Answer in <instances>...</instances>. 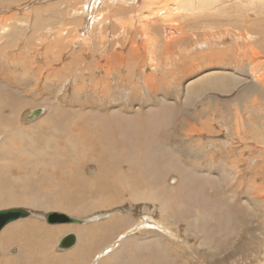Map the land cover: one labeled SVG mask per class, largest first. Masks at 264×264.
Instances as JSON below:
<instances>
[{
    "label": "rangeland",
    "instance_id": "rangeland-1",
    "mask_svg": "<svg viewBox=\"0 0 264 264\" xmlns=\"http://www.w3.org/2000/svg\"><path fill=\"white\" fill-rule=\"evenodd\" d=\"M0 1V46H9L12 42V37H3L11 26L17 33L14 51L0 53V113L8 103L24 101L18 124L30 130V124L35 123L38 137L49 127V123L42 120L48 111L46 104L58 106L57 121L52 130L59 140H52L45 146L67 155L65 162L53 161L48 154L38 155L33 147L31 152L36 156L32 155V159L36 167H31L32 173L9 169L5 175L0 174L5 183L3 189L12 193L14 198L35 197L51 204L47 209L17 203L9 207L0 206V209L22 207L37 214L9 223L0 235L15 223H21L19 236L28 231L49 234L47 264H264V17L260 19L264 6L254 5L253 11L249 9L252 12L248 13L244 0H214L216 11L211 10L214 14L182 24L179 22L177 27H183L175 31L178 39L168 46L165 30L166 26L173 25L156 24L158 49L155 58L159 62L149 65V54L142 46L137 29L144 20L148 24L149 19L156 16L155 6L149 0H95L98 3L93 11L86 4L90 0H77L78 3L76 0ZM122 3L125 6L122 7ZM172 8L171 13L180 12L176 5ZM36 9L44 18L40 28L34 26ZM91 13L94 15L92 19ZM160 13L162 17L165 14ZM235 13L243 18L250 14L255 22L245 27L232 20ZM75 18L85 23L80 29ZM94 18L101 25L100 29L94 26L92 33L108 32L103 41L107 44L116 39L115 35L120 30L114 33L112 27L121 24L122 20L133 24H124L130 31L123 37L138 35L137 42L134 40L136 45L114 46L123 55L127 49L133 48L135 56L133 66L120 67L114 77H108L110 90L103 86L95 88L90 78L96 71L90 68L96 57L91 39L82 44L81 56L85 57L87 65L79 60L76 65L79 71H73L71 66L70 69L64 68L63 63L51 65L52 68L45 62L40 45L26 46L28 41L24 36H29L31 28H38L36 31L43 39L42 47L52 43L49 48L51 55L57 54L62 61H68L76 45H69L67 41L64 49L55 45L57 40L70 39L79 31L86 33L88 22ZM88 27L92 31L93 26ZM225 28L232 30L231 36L227 33L229 41L205 44L204 39L214 37L212 34L225 36ZM247 30L261 46L259 51L262 53L251 61L241 57L238 62L232 61L233 66L229 67V59L234 56L225 58L224 53L220 55L215 51L219 46L240 48L242 43L238 46L239 40L233 37L239 32L246 34ZM51 34L52 37L48 38ZM119 39L121 37L115 41ZM207 52H210V57L204 56ZM200 54L204 57H198ZM72 55L75 57L76 53ZM104 57L98 60L97 67L107 62ZM253 59L262 61L260 70L253 69L256 75L251 72ZM38 66L44 70L41 75L52 73L55 67L60 66L55 73L59 78L65 75L64 80L55 78L47 84L45 79L15 77L25 69L37 70ZM235 66L243 68V71H235ZM207 69L219 72L208 76ZM100 71L97 69L96 76L109 74ZM129 73H133L132 82L123 78ZM148 73L157 76L158 91L146 86L144 74ZM67 74H70L69 78ZM240 74L245 79L242 82L235 79ZM18 89L21 93L17 92ZM38 107H44L45 112L30 116L28 112ZM8 114H1L0 122L1 119L6 122ZM2 123L0 128L5 124ZM68 131L74 132L71 133L78 139L77 143L66 139ZM19 142L23 144V139ZM44 156L50 157L45 164L41 161ZM71 158H74L72 163ZM21 160L27 161L24 156ZM61 168L65 170L61 171ZM10 170L21 174V177L26 174L20 192L10 189L16 185L8 179L13 174ZM33 178L37 180L35 184ZM144 192L152 193L154 199L142 196ZM137 193L140 194L137 196ZM61 211L90 220L82 224H50L42 217L49 212ZM29 220L35 223L34 227L24 225ZM143 221L150 224L142 227ZM161 225L166 229L158 227ZM149 227L164 232L146 230ZM68 233L78 235L77 243L70 248L59 249L60 238ZM152 237L160 240H151ZM35 250L40 251L41 246ZM7 254L6 257L18 256L11 264H27L24 261L28 255L19 250L17 243ZM35 256L31 264H42ZM3 257L5 255L0 254V259Z\"/></svg>",
    "mask_w": 264,
    "mask_h": 264
},
{
    "label": "bare ground",
    "instance_id": "bare-ground-1",
    "mask_svg": "<svg viewBox=\"0 0 264 264\" xmlns=\"http://www.w3.org/2000/svg\"><path fill=\"white\" fill-rule=\"evenodd\" d=\"M12 0H8V2H11ZM22 1V0H21ZM87 1V0H86ZM97 1V0H96ZM125 0H120V2H124ZM141 1V0H140ZM238 1V0H236ZM1 2V1H0ZM4 2V1H2ZM37 2V1H36ZM60 2V0H59ZM64 2V1H63ZM67 2V1H66ZM69 2V1H68ZM77 2V0H76ZM106 2V1H104ZM112 2V1H111ZM126 2V1H125ZM148 2H150V4H153L154 9L156 11H154L156 13V16H154L153 19H149L150 23L146 24V20H144L143 24H140L138 25L137 29L140 31V37L142 39V46L145 47V50L148 52L149 56H148V60L150 64H155L157 62H159L155 56H157V45H158V37H157V34L155 32V25L156 24H162V23H170L173 25V27H168L166 26V30L167 31V39H166V43H167V46L169 45V43L171 42H174L176 39H178V36H177V32L175 31H178L177 29L178 28H182L183 26L181 27H177V24L180 22V24H182V22L186 23L188 22L189 20L191 19H197V18H201L203 17L204 15H208L210 16L211 13V10L213 11H216V7L213 6V2L214 0H149ZM243 2H245V4H247V6H245V8L247 9V12L250 13L252 12L253 10L251 9L254 5H261V6H264V0H244ZM242 2V4H243ZM16 3V2H15ZM53 3V2H52ZM58 3V2H57ZM65 3V2H64ZM71 3V2H70ZM78 3V2H77ZM98 3V2H96ZM95 3V0L92 2V0L86 2V4L88 5L89 9H91L92 11L94 10L95 6H97V4ZM62 4V3H61ZM73 4V2L71 3V5ZM112 4V3H111ZM241 4V5H242ZM49 5H50V2H49ZM65 5V4H64ZM68 5V4H67ZM70 5V6H71ZM120 5V4H119ZM172 5H176L178 7V9H180V12L179 13H171L173 8H172ZM107 6V5H106ZM112 6V5H111ZM125 6L124 3H122V7ZM133 6V5H132ZM151 6V5H149ZM258 6V5H257ZM41 7V6H40ZM49 7V6H48ZM69 7V5H68ZM82 7V6H81ZM117 6H115L116 8ZM66 8V7H65ZM70 8V7H69ZM68 8V9H69ZM153 8V7H152ZM85 9V8H84ZM87 9V10H89ZM249 9H251L252 11H250ZM257 9H260V8H257ZM262 9V8H261ZM43 10V9H41ZM152 10V9H151ZM150 10V12H151ZM29 11V10H28ZM40 11V8L39 10ZM37 11H34L35 14H36V19L34 21V26L40 28L41 27V24L44 20V18L42 19L41 15L39 12ZM78 11V10H77ZM153 11V10H152ZM64 12V11H63ZM86 12V11H85ZM89 12V11H87ZM160 12H165L164 16L162 17L161 16V13ZM42 13V12H41ZM74 13V12H73ZM80 13V12H79ZM90 13V12H89ZM102 12H100L101 14ZM61 14V13H60ZM67 14V13H66ZM65 14V16H66ZM78 14V13H77ZM104 14V13H103ZM114 14V13H113ZM144 14V13H143ZM214 14V12H213ZM212 14V15H213ZM260 14V13H259ZM264 12L262 13L261 12V15H260V19H262L261 17H264ZM7 15V14H6ZM11 15H14L13 13H11ZM19 15V14H18ZM76 15V13H75ZM79 15V14H78ZM90 15V14H89ZM153 15V14H152ZM155 15V14H154ZM250 15V14H249ZM247 14V17L249 16ZM64 16V17H65ZM70 16V15H68ZM254 16H256L254 14ZM29 17H32V16H29ZM50 17V16H48ZM77 17V16H75ZM80 17V16H78ZM83 17V16H82ZM90 17V16H89ZM94 17V15H92L91 13V19ZM244 16V18L239 15L238 13L236 14H233V16H231L232 20H237L238 22H241L245 27H249L253 22H255V18L253 19V17L251 18V16H249L248 18ZM14 18L15 19H19L17 16L14 15ZM21 18V17H20ZM28 18V17H27ZM68 18V17H67ZM101 18V17H100ZM141 18V17H140ZM12 19V18H10ZM34 19V18H33ZM48 19V18H47ZM46 19V20H47ZM51 20L53 18H50ZM49 19V20H50ZM77 19V18H75ZM80 19V18H79ZM28 20V19H26ZM45 20V21H46ZM71 20V19H70ZM20 21V20H18ZM77 23L75 24H78V22L80 23V25H78L79 29L83 26V24H85L84 22H80L81 20H76ZM141 21V20H140ZM148 21V19H147ZM231 21V20H230ZM258 21V20H257ZM256 21V22H257ZM213 22V21H212ZM237 22V23H238ZM127 23V25H129L128 23H130L131 25L132 22L129 21V22H126L125 20L121 21V24H116L115 26L112 27L114 33H115V30H120V32H118L115 36H116V39H118L119 37H121V39H119L118 41H115V40H110V44H107L104 41L105 39V36L106 34L108 33H105V31L101 32V33H98V34H94L92 33L94 30V26L98 27L99 28V25H101L99 23V20H96V18L93 19L92 22H88L87 24V28L90 30V28L88 27L89 26H93V29L92 31L88 30L86 33H82V32H78L77 34H75L74 37L70 38V39H58L57 40V46H61L62 48L65 49L66 47V42L68 41L69 42V45L73 44L76 45L75 46V49L71 50L72 52L70 53L71 56L70 58L68 59V61H62V57L57 55V54H52L51 55V52L49 51V48H51L52 46V43H48L45 45L46 48H43L42 47V38L40 36V33L38 34L37 32L39 31H36L37 29L35 28H31V33L28 34L29 36H26V32L27 30L24 32V37L26 38V41L27 44L26 46H28L27 48H29V46H39L40 47V50H42L45 54V62L47 63L48 66H51V65H56V64H59V63H63L65 64V67L64 68H69L70 69V66H71V69H73V71H79V68L76 66L78 64V61L81 60L83 62V64L85 63L84 66L87 65V62H84L85 61V57L81 56L82 53H83V47H82V44L86 43L87 42V39H91L90 41L93 42V44L95 45L94 46V54H96V57H94V62L91 64L90 68L93 69V70H96L95 73H93V76H90V78H92V82H93V85L94 87H99V86H103L106 90H110V86H111V82L110 80H108V77H111V76H115V74L119 71L120 67L124 68L126 65L129 67V65L133 66L134 64V52H135V49L131 48L129 51L127 49V52L126 55H123L121 52H119V50L117 49H114V46L115 45H119L120 47H125V43H133L134 45H136V42L138 40V35L137 36H133V35H127L126 37H123L124 35H126L129 31H130V28H127L126 29V26H124V24ZM211 23V22H210ZM33 24V23H32ZM163 24V25H164ZM206 24V23H205ZM6 26H11V25H6ZM21 26V25H19ZM33 26V27H34ZM11 30H6L8 31V33H5L3 34V37H12V42L9 43L8 45L9 46H0V53L2 54H5L6 51H9V53H11L10 51H14L13 50V47L14 45H16V40H14V38L17 36V33L15 32L16 31V28H14L13 26H11ZM64 27V26H62ZM61 27V28H62ZM77 27V28H78ZM106 27V26H105ZM132 27V26H131ZM206 27V26H205ZM213 27V26H212ZM9 28V27H6V29ZM60 28V29H61ZM74 28V27H73ZM76 28V29H77ZM104 28V27H103ZM160 28V27H159ZM259 28V27H258ZM78 29V30H79ZM97 29V28H96ZM214 29V27H213ZM17 30H20V29H17ZM59 30V29H58ZM57 30V31H58ZM106 30V28L104 29ZM226 30V35L225 36H218L217 34H212L214 35V37H207L206 39H204V42L205 44L207 43H212V42H220V41H223V40H230L229 38V35L231 36L232 35V30H230V28H225ZM254 30V29H253ZM56 31V32H57ZM98 31V30H97ZM96 31V32H97ZM224 31V30H223ZM42 32V31H41ZM172 32H175L172 36H170L169 34H171ZM215 33V31H213ZM45 33V32H44ZM44 33H41L42 35H44ZM227 33L229 35H227ZM93 34V37H91V35ZM216 35V36H215ZM237 36H234L233 38H235L236 40H239V43H237L238 46H240V44L242 43L241 47L240 48H230L228 46L226 47H222V46H217L218 49L215 51V53L217 54H220L221 53H224V56L225 58L226 57H232L234 56L233 59H229V62H230V66L229 67H232L233 65L231 64L232 61H240V58L242 57L243 59L247 60V61H251L252 58H256L258 57L262 51H259V47H261L258 43H256L255 41V37L252 36L250 34V31L247 30L246 34L244 33H241L239 32L238 34L236 33ZM1 36V34H0ZM45 36H46V33H45ZM109 36V34H108ZM23 37V38H24ZM49 37H52V34ZM181 37V36H180ZM245 37H249L250 39H246ZM2 38V36H1ZM45 38V37H43ZM68 38V37H67ZM93 38V39H92ZM136 42H135V41ZM6 41V40H5ZM235 41V40H234ZM241 41V42H240ZM199 43V41H197ZM25 43V42H23ZM39 43V44H38ZM76 43V44H75ZM7 44V43H6ZM200 44V43H199ZM198 46H201L199 45ZM236 44V43H235ZM78 45H81L80 46V50L78 49ZM129 45V46H130ZM25 46V45H24ZM213 46V45H212ZM26 48V47H25ZM73 48V46H72ZM188 49V48H187ZM186 49V50H187ZM212 49V48H211ZM36 50V49H35ZM34 50V51H35ZM79 50V51H78ZM37 51V50H36ZM35 51V52H36ZM63 53H64V56L66 55V52L64 50H62ZM185 51V50H183ZM212 51V50H211ZM210 51V52H211ZM53 52V51H52ZM101 52H104L101 53ZM108 52V54H107ZM144 52V51H143ZM210 52H207L204 56L206 57H210L208 55H210ZM13 54L15 52H12ZM40 53V52H39ZM76 53V56L74 57L72 54L75 55ZM36 53H34L35 55ZM38 54V53H37ZM36 54V55H37ZM12 55V54H11ZM18 55V54H16ZM42 55V54H41ZM103 55L105 56L104 59L107 60L106 63H104V65H102V67H97L99 65V61L98 60H102L103 59ZM63 56V55H62ZM67 56V55H66ZM85 56V55H84ZM107 56V57H106ZM146 56V55H145ZM200 56H203L202 54L198 55V57ZM203 56V57H204ZM5 57V56H4ZM10 57V55H9ZM8 57V58H9ZM32 57V56H31ZM36 57V56H35ZM237 57V58H236ZM19 58V57H18ZM43 58V57H42ZM147 58V56H146ZM202 58V57H200ZM6 59V58H5ZM12 59H14V56L12 57ZM11 59V60H12ZM32 59V58H31ZM87 59V58H86ZM89 59V58H88ZM87 59V61H88ZM141 59V58H140ZM22 61V60H21ZM24 61V60H23ZM44 61V60H43ZM92 61V59H91ZM146 61V62H147ZM20 62V61H19ZM31 62V61H30ZM33 62V61H32ZM31 62V63H32ZM228 62V63H229ZM3 63V62H2ZM38 63V62H37ZM103 63V61H102ZM139 63V62H138ZM227 63V64H228ZM41 64V63H40ZM82 64V63H81ZM136 64V63H135ZM7 65V64H5ZM12 65V64H11ZM22 65V64H21ZM29 65V63H28ZM229 65V64H228ZM262 65V61L261 62H257V61H252V69H251V72L253 75H256L257 73H255L253 71L254 70H257L259 69V66ZM13 66V65H12ZM32 66H34L32 64ZM37 66V65H36ZM42 66V64H41ZM58 66V65H57ZM143 66V64H142ZM226 66V65H225ZM43 67V66H42ZM38 66L37 67V70H34V69H25V71L21 72L19 74V76H15V77H22V78H25L26 76L30 77V78H33V79H36V80H43L45 79V83H50L52 82L53 79H60L61 81L64 80V76H62L61 78L58 77V75L55 73V71L59 68L58 67H55L56 70H54L52 73H48V74H42L44 72L43 68ZM47 68V66H45ZM52 67V66H51ZM50 67V68H51ZM160 67V66H159ZM237 67V66H235ZM262 67V66H261ZM264 67V66H263ZM53 68V67H52ZM121 68V69H122ZM2 69V68H1ZM45 69V68H44ZM69 69H68V72H69ZM97 69L98 70H101L100 72H105L107 71L109 74H106V73H102V74H99V76L97 75L96 76V72H97ZM129 69V68H128ZM245 69V68H244ZM264 69V68H263ZM8 70V69H7ZM10 70V69H9ZM43 70V72H42ZM260 70V69H259ZM4 71V70H3ZM47 71V70H46ZM82 71V70H81ZM115 71H117L115 73ZM235 71H243V68H236ZM12 72V71H11ZM57 72V71H56ZM67 72V73H68ZM206 75L210 76L212 75V73L214 72H219V71H208V69L206 70ZM260 72V71H259ZM13 73V72H12ZM17 73V72H16ZM140 73V71H139ZM231 72H229L228 74H230ZM79 74V73H77ZM81 74V73H80ZM83 74V73H82ZM143 74V72H142ZM262 74V73H261ZM68 75V78L70 77L69 75L70 74H67ZM10 76V75H8ZM14 76V75H13ZM84 76V75H83ZM145 76V83H146V86H150V87H153L154 90L158 91V85L156 82H158V78L155 74H144ZM240 77H235L236 80H238L239 82H242L244 81L245 79L244 78H241L244 77L242 74L239 75ZM27 77V78H28ZM207 77V76H206ZM125 80H128L129 82H132L133 81V73H129L128 75L124 76L123 77ZM35 80V81H36ZM77 79L75 78V81ZM124 81V80H123ZM264 81V80H263ZM23 82V80H22ZM39 83V82H38ZM76 83V82H75ZM54 84V83H53ZM87 86V85H85ZM33 87V85H32ZM133 87V86H132ZM65 88V87H64ZM135 89V88H134ZM29 90V89H28ZM51 90V89H50ZM63 90V89H62ZM61 92V91H60ZM24 101H18L16 102V104L14 105V107L12 108L11 112L8 114L7 116V120L5 122V124L0 128V174H6V172L9 170V169H12V170H15L17 169V172L18 171H22L24 172L25 170L27 172H25L26 174L28 172H33V170H30L32 166H35L36 165V162L33 161L32 159V155L36 156L34 153H32L31 149L33 147H35L37 149V154L40 155V154H48L49 156H51V158L53 159V161H58V162H65L66 161V158H67V155L63 156L62 152H60L59 150H57L56 148H52V149H49L45 146L46 143H52V140H59V138H56V134H55V131L52 130L53 127H55V124H56V121H57V114H56V110L58 108V106H52V104H46L47 108H48V111L45 113V115L42 117V120L44 119V121L46 123H49V127L47 128V130L43 131L42 133H40V136L37 137L38 135V132H36V126L34 125L35 123H31V127H30V130L28 128H26V126H20L18 124L19 120H20V114H21V111H22V108L25 106L24 105ZM56 107V108H55ZM34 108V107H33ZM43 114L45 112V108L44 107H38V108H35L31 111H29V115L34 117V116H37L38 113ZM28 114H26V117H27ZM29 116V117H30ZM31 117V118H32ZM46 118V119H45ZM35 120V119H34ZM41 124V122H40ZM246 126V125H245ZM10 128V129H9ZM12 128H13V131H12ZM58 127L56 128V131H58ZM248 129V128H247ZM44 130V129H43ZM71 130V129H70ZM74 133L73 131H68V133H65L66 135V139L68 140V138H70V140L73 142V143H77L78 142V139L75 138L74 136H72V133ZM232 132V131H231ZM261 134V133H260ZM58 135V133H57ZM254 135V134H253ZM60 136V135H59ZM14 137H19V138H14ZM53 137V138H52ZM241 137V136H240ZM61 138H63V136H61ZM23 139V144H21L19 142V140H22ZM238 139V138H237ZM260 139V138H259ZM16 140V141H15ZM47 140V141H46ZM245 140V138H244ZM253 140V139H252ZM38 141H41L40 144H38ZM241 141V140H240ZM39 146H38V145ZM246 144V143H245ZM51 145V144H49ZM52 147V145L50 146ZM245 148V147H244ZM219 149V148H218ZM255 149H257L255 147ZM35 152V151H33ZM253 153V152H252ZM37 155V156H38ZM26 158L27 161H22L21 158ZM263 156V155H262ZM50 157H42L41 161L42 163H46L48 162ZM253 159V158H252ZM74 161V158H71L70 159V163H72ZM68 163V161H67ZM243 163V162H242ZM241 164V163H240ZM58 166H60V164H58ZM36 167V166H35ZM34 168V167H33ZM60 168V167H58ZM217 169H221V168H217ZM12 170H10L9 172H11ZM65 170L64 168H61V171ZM69 171V170H68ZM13 172V171H12ZM15 172V171H14ZM12 175H9L8 179L10 178L14 184H16L15 186H12V188L10 187V189H12L14 192H20L21 191V188H22V179L25 178L26 174L24 176H20L21 174H17V172H15ZM30 173V174H31ZM66 173V172H65ZM71 173V172H70ZM34 179V184L37 182L36 178H33ZM43 181V180H42ZM46 183V182H45ZM33 184V186L35 187V185ZM0 206L2 207H9V205L11 204H18V205H25V206H32V207H38V208H45L47 209V206H51L50 203H43L41 201H39L37 198H30V197H26V198H14L13 194L12 193H6L5 190L3 189V186L5 185V183H3V180L0 179ZM257 188V186H255ZM259 187V186H258ZM263 188V187H262ZM259 190V189H258ZM172 191L174 192V189H172ZM254 191V190H253ZM143 192V191H141ZM140 192V193H141ZM140 193H137V196L140 194ZM254 193V192H253ZM262 193V192H261ZM142 196H146L148 197L149 199H154V196L152 193H149V192H144L142 193ZM25 197V196H24ZM262 197V196H261ZM49 198V196H48ZM47 198V199H48ZM43 200V199H42ZM47 201V200H45ZM263 201V200H262ZM52 202V201H51ZM11 208H22V207H11ZM6 209H9V208H6ZM49 209V208H48ZM62 212V211H61ZM33 216H37V214L35 213H32ZM41 215V214H40ZM101 216V215H100ZM43 218H45V215L42 216ZM164 218V217H163ZM162 218V219H163ZM165 219V218H164ZM83 220V223H87L90 219H82ZM150 221V220H149ZM151 222V221H150ZM150 222H147V221H143L141 224H143L144 226L142 227H146L148 224H150ZM26 224H24L25 226H30V227H34L35 223L31 220L29 221H26L25 222ZM139 223V222H138ZM168 223V222H167ZM19 224L21 223H15L14 225H12L11 227H9L7 230H5L1 235H0V254L2 255H5V257H3L2 259H0V264H11L14 260H16L18 258V256H8L6 257L8 254H7V251L12 247L14 246V244L17 243V246L19 247V250L28 255L27 258L25 259V263L27 264H31L34 262V259L36 258L35 254L38 256L37 259L39 262H41L42 264H47L49 263V256L47 255V252H46V248H48L47 246V238L50 239V235L49 234H43V233H37V232H25L23 235L19 236L18 235V228H21L19 226ZM171 224V223H170ZM85 225V224H84ZM146 225V226H145ZM92 226H95V225H92ZM162 226V225H161ZM81 227H84V226H81ZM159 228H162V229H166L164 228L163 226L160 227L158 226ZM158 228V229H159ZM81 229V228H80ZM88 229V228H87ZM92 229V228H91ZM130 229V228H129ZM128 229V230H129ZM170 229V228H169ZM51 230V229H49ZM127 230V231H128ZM48 231V230H47ZM126 231V232H127ZM141 231V230H140ZM171 231V230H170ZM50 232V231H49ZM124 232V233H126ZM122 233V232H121ZM123 233V234H124ZM174 233V232H173ZM136 234L132 235V236H135ZM78 236V235H77ZM18 238V239H17ZM62 238V237H61ZM60 238V240H61ZM78 238V237H77ZM130 238V237H128ZM127 238V239H128ZM126 239V240H127ZM59 240V242H60ZM59 242H58V245L57 247L59 248ZM121 242V241H120ZM119 244V243H118ZM41 246V250L40 251H36L35 250V247H38ZM53 248V247H52ZM189 248V247H188ZM60 249V248H59ZM116 249V248H115ZM15 250V248L13 249ZM18 250V249H17ZM109 250V248H108ZM190 250V249H189ZM192 250V249H191ZM65 251V250H64ZM193 251V250H192ZM99 252V251H98ZM194 252V251H193ZM195 253V252H194ZM32 256V258H31ZM31 258V259H30ZM200 259V258H199Z\"/></svg>",
    "mask_w": 264,
    "mask_h": 264
},
{
    "label": "water",
    "instance_id": "water-1",
    "mask_svg": "<svg viewBox=\"0 0 264 264\" xmlns=\"http://www.w3.org/2000/svg\"><path fill=\"white\" fill-rule=\"evenodd\" d=\"M32 215V211L25 208H9L0 209V231L9 223L21 218H27ZM45 219L50 224L74 223L82 224L83 220L78 217L70 216L63 212H49L45 215ZM77 235L68 233L63 236L59 242L60 249H67L77 243Z\"/></svg>",
    "mask_w": 264,
    "mask_h": 264
},
{
    "label": "crops",
    "instance_id": "crops-1",
    "mask_svg": "<svg viewBox=\"0 0 264 264\" xmlns=\"http://www.w3.org/2000/svg\"><path fill=\"white\" fill-rule=\"evenodd\" d=\"M0 82H2V80L0 81ZM2 86H5L4 84H1ZM15 86H16V84H14ZM12 89H14V88H12ZM14 91H16V90H14ZM17 92H20L21 93V91H20V89H18V91ZM2 96H3V94H1ZM13 102H18V100H14V101H12L11 103H8V105H7V107L4 109V110H2V112L0 113V115L2 114V115H4V112H7V113H10L11 112V109L14 107V105L16 104V103H13ZM12 103H13V105H12ZM13 107H12V106ZM74 107V106H73ZM91 108H93V106H91ZM3 121H5V119H1V122L0 123H2ZM3 123H5V122H3ZM2 123V124H3ZM146 230H157V231H162V230H159V229H156V228H154V227H149V228H147ZM162 232H164V231H162ZM134 238H136V237H134ZM152 239H158L157 237H152L151 238V240ZM158 240H160V239H158ZM167 243H169L168 241H166ZM159 243V242H158ZM160 244V243H159Z\"/></svg>",
    "mask_w": 264,
    "mask_h": 264
}]
</instances>
